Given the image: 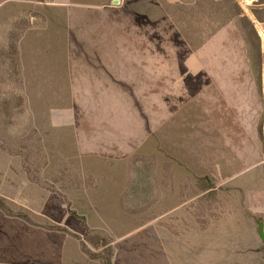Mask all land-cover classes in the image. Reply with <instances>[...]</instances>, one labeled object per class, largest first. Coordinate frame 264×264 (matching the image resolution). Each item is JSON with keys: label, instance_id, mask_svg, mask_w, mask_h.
<instances>
[{"label": "rangeland", "instance_id": "obj_1", "mask_svg": "<svg viewBox=\"0 0 264 264\" xmlns=\"http://www.w3.org/2000/svg\"><path fill=\"white\" fill-rule=\"evenodd\" d=\"M56 1L0 0V264H112L192 198L264 232V56L230 17L264 5Z\"/></svg>", "mask_w": 264, "mask_h": 264}, {"label": "crops", "instance_id": "obj_2", "mask_svg": "<svg viewBox=\"0 0 264 264\" xmlns=\"http://www.w3.org/2000/svg\"><path fill=\"white\" fill-rule=\"evenodd\" d=\"M72 0H57L55 3L65 5ZM115 0H78L77 7L85 9L105 10ZM74 2V1H73ZM263 6V5H260ZM113 7V6H112ZM115 8V7H114ZM144 13V12H143ZM146 14V13H144ZM250 19L260 37L261 52L264 56V21H259L251 13ZM264 85V75L262 73ZM264 92V90H263ZM119 200V198H118ZM202 201L192 198L183 200L168 211V221L172 224L167 229L151 232V241L138 242L137 232L129 236H118L112 242V264H119L120 256L130 252V260L126 264H264V245L258 229L238 231L236 225L224 223L222 215L201 216L189 208ZM255 223L256 217L245 216ZM229 222L239 223V216L226 217ZM264 234V232H263ZM140 240V239H139ZM114 243V244H113ZM116 243V244H115ZM136 245L133 246V245ZM43 251L45 246L42 247ZM62 250V248H61ZM63 252V250H62Z\"/></svg>", "mask_w": 264, "mask_h": 264}, {"label": "trees", "instance_id": "obj_3", "mask_svg": "<svg viewBox=\"0 0 264 264\" xmlns=\"http://www.w3.org/2000/svg\"><path fill=\"white\" fill-rule=\"evenodd\" d=\"M256 4L264 5V0H256ZM195 5H197L198 8L200 6H203L204 5L203 0H196ZM234 6L236 7L235 12L232 11L230 17H235V19H237L238 22H240V24H242V29H243L242 31L244 33V37H246V40L250 41L253 39L255 41L256 46H258L257 49H259L260 38H259L255 28H254L253 23L251 22V20L247 16H245L243 14L242 10L240 8H238L237 4H233V7ZM229 9H228V11H229ZM252 13L257 20L264 21V8H261V10H253ZM3 204H4V199L0 198V206L4 207Z\"/></svg>", "mask_w": 264, "mask_h": 264}, {"label": "water", "instance_id": "obj_4", "mask_svg": "<svg viewBox=\"0 0 264 264\" xmlns=\"http://www.w3.org/2000/svg\"><path fill=\"white\" fill-rule=\"evenodd\" d=\"M258 232H259L260 238H261L263 245H264V234H263V230H262V225L259 226Z\"/></svg>", "mask_w": 264, "mask_h": 264}, {"label": "built area", "instance_id": "obj_5", "mask_svg": "<svg viewBox=\"0 0 264 264\" xmlns=\"http://www.w3.org/2000/svg\"><path fill=\"white\" fill-rule=\"evenodd\" d=\"M246 1H248V0H246Z\"/></svg>", "mask_w": 264, "mask_h": 264}]
</instances>
